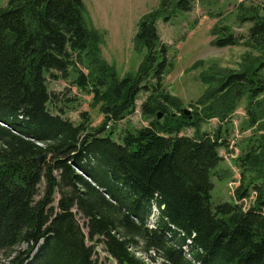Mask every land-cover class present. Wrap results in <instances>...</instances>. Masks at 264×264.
I'll return each mask as SVG.
<instances>
[{"label":"trees","instance_id":"trees-1","mask_svg":"<svg viewBox=\"0 0 264 264\" xmlns=\"http://www.w3.org/2000/svg\"><path fill=\"white\" fill-rule=\"evenodd\" d=\"M196 1L162 0L139 20L134 40L145 56L135 75L120 79L100 56L103 36L87 26L82 0H8L0 8V255L6 264H107L98 259V245L115 264H264V181L252 185L254 202L245 209L213 206L212 175L220 150L229 147L227 129L181 135L185 128L198 131L200 119L167 113L181 110L163 88L171 62L156 21L168 8L171 15L189 13ZM244 21L246 36L214 27L213 45L246 44L260 57L246 60L252 57L246 53L240 71L209 67L197 103L205 118L224 121L244 101L243 127L261 129L264 15L253 9ZM48 79L88 90L104 123L89 129L85 113L79 123L51 113ZM141 93L148 125L114 140L106 125L130 117ZM159 111L168 115L158 120ZM258 150L262 161L264 134L247 147L243 169ZM248 188L236 190L238 200L249 196Z\"/></svg>","mask_w":264,"mask_h":264},{"label":"rangeland","instance_id":"rangeland-1","mask_svg":"<svg viewBox=\"0 0 264 264\" xmlns=\"http://www.w3.org/2000/svg\"><path fill=\"white\" fill-rule=\"evenodd\" d=\"M85 5V20L89 29L95 28L102 36L100 46L101 58L114 69L117 77L135 75L144 59L145 51L136 46V25L139 20L152 10L157 9L162 0H82ZM8 0H0V8L5 7ZM264 15V0H198L189 13L171 15L170 8L161 13L156 21L160 40L168 47V58L171 68L163 78V88L179 103V110L167 108V113L174 119L189 110V120L200 119L198 131L185 128L181 135L193 136L197 132L213 133L218 127L229 134V147L221 149V162L213 171L211 203H235L247 208L254 202L255 193L252 185L264 181V160L262 151H254L255 160L247 169H243L241 160L246 154L251 141L259 139L264 134V128L256 125L252 128L243 127L247 121L244 101L224 121L216 117L205 118L200 113L201 106L197 101L204 94L207 86L201 83L200 77L209 67L220 70L240 71L244 67V60L259 58L246 44L234 47L216 48L211 30L216 26H225L234 34L246 36L250 24L244 19L251 10ZM167 17V18H166ZM251 56L244 55L250 53ZM80 68L86 70L83 65ZM49 92L54 103L50 106L51 113H61L74 123L82 121L81 113L87 115V126L95 129L104 123V116L100 111V104L94 103V96L88 90H81L70 82L62 80H47ZM146 94L141 93L135 102V111L126 119L117 123H108L106 132L112 131L114 140L124 132H136L148 125L141 114L140 105ZM161 112V111H159ZM198 112V113H196ZM162 117L164 118V114ZM264 120L261 121L263 124ZM263 122V123H262ZM258 128V129H257ZM78 172V171H77ZM79 173V172H78ZM249 188V196L238 200L236 190L239 187ZM43 185L40 187L42 192ZM55 202L58 195H55ZM79 224L83 219L77 216ZM155 220L153 216L150 220ZM21 248H24L21 247ZM100 249V246H99ZM98 259L107 264H115L101 251ZM1 264L6 260L0 255Z\"/></svg>","mask_w":264,"mask_h":264},{"label":"water","instance_id":"water-1","mask_svg":"<svg viewBox=\"0 0 264 264\" xmlns=\"http://www.w3.org/2000/svg\"><path fill=\"white\" fill-rule=\"evenodd\" d=\"M183 114H184L185 116H189V110H183ZM162 116H163L162 113L159 112V113L157 114V119L160 120V119L162 118ZM189 119H190V117H189ZM43 160H44V156H40L39 158H37V162H38V164H39L40 166L42 165Z\"/></svg>","mask_w":264,"mask_h":264}]
</instances>
